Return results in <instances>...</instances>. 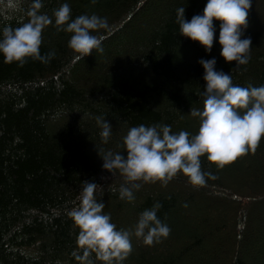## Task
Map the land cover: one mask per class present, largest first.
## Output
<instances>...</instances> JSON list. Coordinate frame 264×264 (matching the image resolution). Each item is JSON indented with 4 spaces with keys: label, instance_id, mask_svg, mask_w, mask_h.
<instances>
[{
    "label": "trees",
    "instance_id": "trees-1",
    "mask_svg": "<svg viewBox=\"0 0 264 264\" xmlns=\"http://www.w3.org/2000/svg\"><path fill=\"white\" fill-rule=\"evenodd\" d=\"M64 2L72 18H106L107 29L93 33L105 37L102 50L76 59L71 34L53 23L42 31L43 61L5 63L0 55V264H80L72 255L79 229L67 212L83 181L103 188V211L130 233L144 209L161 205L156 214L169 235L151 246L132 235L122 264H264V137L255 152L223 168L202 156L203 186L182 173L167 184L139 181L131 202L119 197L123 177L102 168L99 155L124 153L123 136L139 124L194 134L199 118L189 112L203 108L206 83L200 58L215 57L234 84H264V0H251L243 32L251 39L249 60L239 67L220 55L215 18L211 52L178 32L176 8L185 7L190 20L206 0H43L40 11L54 20L53 9ZM26 20L17 12L0 18V27ZM97 116L112 125L107 143ZM256 211L259 219L252 218Z\"/></svg>",
    "mask_w": 264,
    "mask_h": 264
},
{
    "label": "clouds",
    "instance_id": "clouds-1",
    "mask_svg": "<svg viewBox=\"0 0 264 264\" xmlns=\"http://www.w3.org/2000/svg\"><path fill=\"white\" fill-rule=\"evenodd\" d=\"M24 0H0V18L12 19L22 12L27 20L12 27H0V55L5 63L22 65L27 58L44 60L40 53L42 31L49 24L57 30L70 33L67 45L83 58L92 50H102L103 35L93 34L107 29L106 18L96 14H81L71 17L67 2L53 9L52 17L43 13V0H30L28 8H22ZM95 3L96 0H91ZM251 0H206L202 13L185 18V7L176 8L179 33L191 38L211 52L216 33L215 20L220 21L216 40L221 45L220 55L226 62L235 61V67L249 60L251 39L243 37L248 24V9ZM23 19V17H21ZM243 37V38H242ZM51 55V54H49ZM206 81L201 95L203 108H191L190 114L199 118V126L193 134L183 129L171 131L168 124H139L130 127L123 136L124 153L106 151L101 155L102 168L123 177L125 183L119 187V197L131 202L133 189L140 187L139 181L167 184L177 173L184 174L193 186H203L207 173L201 168V157L206 156L217 168L235 161L249 152H255L264 137V84L243 87L232 82V76L216 69V58H200ZM99 133L104 143L111 136L112 125L107 119L96 117ZM102 187L96 182L83 181L74 206L67 215L79 231L76 244L79 252L72 255L80 264H122L132 252L131 236L142 238L151 246L167 238L171 229L157 216L159 202L144 209L137 219L134 231L118 228L110 214L103 211ZM115 191V189H113Z\"/></svg>",
    "mask_w": 264,
    "mask_h": 264
},
{
    "label": "rangeland",
    "instance_id": "rangeland-1",
    "mask_svg": "<svg viewBox=\"0 0 264 264\" xmlns=\"http://www.w3.org/2000/svg\"><path fill=\"white\" fill-rule=\"evenodd\" d=\"M260 209L263 211L264 213V203H261L260 205ZM232 209L229 208V210H227V212H230L231 213ZM226 211L223 212V213H227ZM233 212V211H232ZM261 217V215L259 214V211H256L254 214H253V217L254 219H259Z\"/></svg>",
    "mask_w": 264,
    "mask_h": 264
}]
</instances>
